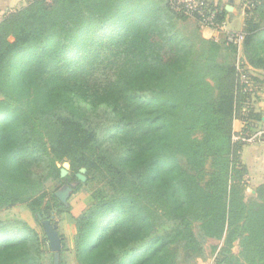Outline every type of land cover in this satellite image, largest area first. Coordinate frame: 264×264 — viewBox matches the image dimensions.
Instances as JSON below:
<instances>
[{"label": "trees", "instance_id": "obj_1", "mask_svg": "<svg viewBox=\"0 0 264 264\" xmlns=\"http://www.w3.org/2000/svg\"><path fill=\"white\" fill-rule=\"evenodd\" d=\"M188 18L169 0H27L2 17L0 211L26 204L41 226L1 218L0 264L52 263L42 219L64 206L47 193L64 161L98 184L75 217L76 264H185L209 239L223 241L216 264H264V182L245 198L232 141L235 119L262 123L261 87L240 75L263 82L247 66L264 71V1L240 46Z\"/></svg>", "mask_w": 264, "mask_h": 264}, {"label": "rangeland", "instance_id": "obj_2", "mask_svg": "<svg viewBox=\"0 0 264 264\" xmlns=\"http://www.w3.org/2000/svg\"><path fill=\"white\" fill-rule=\"evenodd\" d=\"M25 4L27 3V0H24ZM23 1V3H24ZM24 4V5H25ZM23 5V6H24ZM253 75V73H251ZM257 80L263 82H255L253 83L252 79L247 80V83L250 85V90L247 92H252V90L257 85L264 86V78L257 77ZM261 86V88H263ZM264 92V90H263ZM258 94H260L259 100L261 98L263 99L264 96L262 95V91H258ZM259 101L256 96L254 95L253 98ZM250 99V101H252ZM254 105V104H253ZM65 162V161H64ZM58 167L63 168V162L58 164ZM78 168L71 167L69 164V168H66V174L61 177V180L57 183H53L47 186V193L56 191H65L68 190V195L66 197L65 202H63V205L61 207L62 211H58L57 209L52 207L51 214L49 215V218L51 220V223L55 224L57 227V230L59 234L62 236L63 240L65 241V250L63 251L64 257H63V264H76L73 258L72 253V236L74 232V221L75 217L88 205H90L93 202V192L96 190L98 184L92 179V175L85 169V171L82 173L83 176H85V181L79 180L75 174L79 172ZM261 181L264 180V174L262 177H255L254 179L248 178V175L244 177L245 180V198L247 200H251L256 198V188L259 184L256 183L257 180ZM59 207V206H58ZM60 209V207H59ZM57 210V211H56ZM5 217H13L18 218L27 221L34 227H36L38 230L41 226L40 221H36L34 218V214L31 212V209L26 204H16L11 207H8L5 210L0 211V219ZM222 240H213L209 239L207 242L204 243V250L202 253L196 255L192 259L189 260V262L185 264H216V260L218 257V252L223 247ZM230 254L240 257V246L238 244V240H235L233 242V245L230 249ZM46 264H53V260L51 263V260L48 259L46 261Z\"/></svg>", "mask_w": 264, "mask_h": 264}, {"label": "crops", "instance_id": "obj_3", "mask_svg": "<svg viewBox=\"0 0 264 264\" xmlns=\"http://www.w3.org/2000/svg\"><path fill=\"white\" fill-rule=\"evenodd\" d=\"M24 0H0V20L2 17L25 4ZM212 6L225 9L224 20L226 25L223 30L214 31L210 28H201L199 29L200 34L206 39H215L222 41L224 40L226 34H235L243 33L245 28V17L243 14L241 4L242 0H208ZM258 16V15H257ZM260 17L255 20L259 21L261 24ZM190 25H197V22L194 18H188L186 21ZM241 45V43H240ZM249 73H253L255 77L264 78V71L261 69L250 68L247 66ZM261 83V82H260ZM262 85L260 84V87ZM261 88L262 95L264 96V86ZM255 110L262 113V123L260 126L264 127V98L259 101L254 102ZM241 126V122L238 119L233 121V129L238 130ZM240 161L246 167L249 180L254 179L255 177H262L264 174V143H255V144H244L240 151ZM257 180L256 183L260 184L263 181Z\"/></svg>", "mask_w": 264, "mask_h": 264}, {"label": "built area", "instance_id": "obj_4", "mask_svg": "<svg viewBox=\"0 0 264 264\" xmlns=\"http://www.w3.org/2000/svg\"><path fill=\"white\" fill-rule=\"evenodd\" d=\"M264 0H242L241 8L244 15H247L255 5ZM173 10L197 20L201 28H210L214 31L223 30L226 25L225 20L217 22L215 20V11L209 9L204 0H169ZM243 35L242 33L229 34V39L240 46ZM240 79L246 84L249 91L250 85L247 83L248 78L241 73ZM245 88V89H246ZM241 126L238 130H234L232 141L242 142L244 144L264 143V127L251 125L250 129L244 128V123L240 120Z\"/></svg>", "mask_w": 264, "mask_h": 264}, {"label": "water", "instance_id": "obj_5", "mask_svg": "<svg viewBox=\"0 0 264 264\" xmlns=\"http://www.w3.org/2000/svg\"><path fill=\"white\" fill-rule=\"evenodd\" d=\"M66 168H69V163L67 161L63 162V168L60 169V176H64L66 174ZM85 171L84 167L79 169V172L75 174V176L81 180L85 181V176H83V172ZM68 190L65 191H56V195L61 199L62 202H65L66 197L68 195ZM40 218L41 216L38 215ZM42 224L45 230V236L48 239L50 249L54 252L53 255V264H59V251L62 247L61 239L58 235L57 228L54 224L50 222L48 218L42 219Z\"/></svg>", "mask_w": 264, "mask_h": 264}, {"label": "snow or ice", "instance_id": "obj_6", "mask_svg": "<svg viewBox=\"0 0 264 264\" xmlns=\"http://www.w3.org/2000/svg\"><path fill=\"white\" fill-rule=\"evenodd\" d=\"M125 223H127L133 230H139L140 227H142L141 224L137 223L135 220L128 218L127 220L124 221ZM150 241H151V237H146L143 241L142 244L140 245V247H142L143 245L147 244L150 246ZM95 246V243L92 244V247Z\"/></svg>", "mask_w": 264, "mask_h": 264}]
</instances>
